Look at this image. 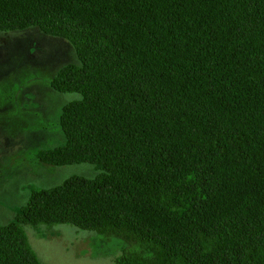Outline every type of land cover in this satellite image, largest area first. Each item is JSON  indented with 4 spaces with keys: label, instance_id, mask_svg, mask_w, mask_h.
Masks as SVG:
<instances>
[{
    "label": "trees",
    "instance_id": "obj_1",
    "mask_svg": "<svg viewBox=\"0 0 264 264\" xmlns=\"http://www.w3.org/2000/svg\"><path fill=\"white\" fill-rule=\"evenodd\" d=\"M68 40L76 92L53 166L93 164L33 190L0 225V264H42L23 225L121 241L112 264H264V0H0V31Z\"/></svg>",
    "mask_w": 264,
    "mask_h": 264
},
{
    "label": "rangeland",
    "instance_id": "obj_2",
    "mask_svg": "<svg viewBox=\"0 0 264 264\" xmlns=\"http://www.w3.org/2000/svg\"><path fill=\"white\" fill-rule=\"evenodd\" d=\"M70 63L78 58L64 38L36 27L0 31V225L14 220L33 190L99 173L90 163L53 166L35 157L66 141L61 109L81 95L57 92L50 81ZM23 230L42 264H112L123 244L66 224L23 225Z\"/></svg>",
    "mask_w": 264,
    "mask_h": 264
}]
</instances>
